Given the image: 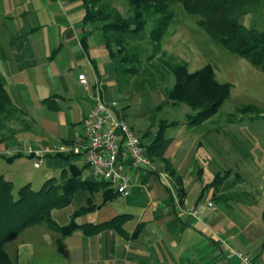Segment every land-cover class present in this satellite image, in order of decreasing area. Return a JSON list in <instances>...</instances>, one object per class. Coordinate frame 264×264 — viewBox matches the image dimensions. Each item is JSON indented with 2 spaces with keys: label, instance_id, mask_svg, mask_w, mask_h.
I'll return each mask as SVG.
<instances>
[{
  "label": "crops",
  "instance_id": "1",
  "mask_svg": "<svg viewBox=\"0 0 264 264\" xmlns=\"http://www.w3.org/2000/svg\"><path fill=\"white\" fill-rule=\"evenodd\" d=\"M82 9L81 0H0V74L3 84L20 95L23 116L31 124L27 144L59 150L41 158L46 171L59 177L67 165H83L81 179L93 180L75 151L83 143L82 119L95 95L102 100L115 87L111 82L100 83L107 74H98L95 60L100 56L104 68L110 61L104 46L97 48L103 45L101 32L84 34L90 26L84 29L81 23ZM82 37L85 48L80 44ZM61 63L65 69H75L67 78L61 76ZM76 73H84L86 89L78 85ZM40 88L49 94L40 96ZM27 89L33 90L32 98ZM14 140L4 142L2 155L11 154L19 145ZM172 144L167 154L169 150L173 168L181 176L183 197L177 195L171 177L163 170L155 166L154 170L136 168L119 160L117 169L130 178L123 193L99 204V190L91 193L81 188L73 191L68 205L55 209L66 210L69 216L90 198L94 209L75 217L76 223L97 224L121 215L119 226L124 235L108 227L91 235L75 229L61 236L44 223L35 224L6 243L7 253L15 264H238L237 257L229 252L236 250L264 264V206L258 216L264 177L235 178L230 196L212 186L190 196L191 181L176 166L172 152L179 144ZM23 157L3 161L11 165ZM256 180L261 185H256ZM210 189V196L205 198L204 192ZM137 227V234L132 236Z\"/></svg>",
  "mask_w": 264,
  "mask_h": 264
},
{
  "label": "rangeland",
  "instance_id": "2",
  "mask_svg": "<svg viewBox=\"0 0 264 264\" xmlns=\"http://www.w3.org/2000/svg\"><path fill=\"white\" fill-rule=\"evenodd\" d=\"M106 3L119 12L126 10L123 0H106ZM168 6L173 17L161 37L160 52L151 56L152 50L148 38L149 23L135 37L126 39L125 50L130 47L139 50L135 74H128L125 77L120 74L117 76L114 74L112 62L104 68L100 56L96 58L98 74H107L104 76L105 81L102 80L100 83L111 82V85L115 87L114 90L107 91L102 100L117 102L119 113L125 117L128 125L145 144L150 141L156 130V123L160 120L178 121V124L166 129L165 137H171L172 143L179 144L177 150L172 152L175 154L176 166L187 181H191L190 185L193 187L189 190L190 196H196L200 187L209 182L214 173L226 174L227 180L218 185V189L223 195L230 196L229 191L236 184L232 182L235 178L244 179L251 176L252 179L256 175V179L260 180L261 176L264 177V74L261 70L252 67L246 58L229 52L206 30L199 27L196 23L198 15L187 13L179 1L172 2ZM246 11L249 13H243L238 18L243 25L258 29L264 27V0H258L252 10L248 6ZM102 47L103 45L97 48ZM112 48L114 49L115 46ZM102 49L106 53L104 48ZM167 60L182 61L186 64L188 72L208 63L212 66L218 82H228L231 85L228 97L215 113L201 124L184 123L186 115L193 111L183 103L174 104L163 98L165 88L171 85L174 78L172 74L165 72L164 62ZM77 61H81V58L77 57ZM78 64L81 63L78 62ZM80 66L83 70L82 64ZM60 68L63 74L61 76L66 78L72 70H75L74 68L65 69L63 63L60 64ZM4 88L12 101H15L13 104L18 105V111L4 122L0 117V152H3L4 142L8 139H15L19 143L10 152H21L29 140L31 124L28 117L23 116L24 109L19 102V93L13 88L9 89L7 85H4ZM27 90L28 96L32 98L33 90ZM37 92L43 97L49 94L42 88ZM247 104L252 105L254 110L242 108ZM144 130L147 131L148 136L141 138L140 135ZM196 140L199 144L195 148ZM172 143L170 142L171 145L169 144L167 149L173 145ZM169 152L168 150V154ZM33 161L35 160L23 157L7 165L2 158L0 159V175L11 179L12 195L15 194L16 188L28 181L33 189H37L41 180L53 176V173H49L44 168L43 159H40L38 167L32 166ZM152 163L156 169L164 171L159 161L153 160ZM254 182L256 185L262 183L258 180ZM262 184L264 185V182ZM211 189L204 192L205 198L210 196ZM260 201L262 203L258 207V216L264 206V186L260 192ZM216 206L219 207L220 204L216 203ZM55 210L53 219L58 224H65L69 218L66 210L61 212Z\"/></svg>",
  "mask_w": 264,
  "mask_h": 264
},
{
  "label": "trees",
  "instance_id": "3",
  "mask_svg": "<svg viewBox=\"0 0 264 264\" xmlns=\"http://www.w3.org/2000/svg\"><path fill=\"white\" fill-rule=\"evenodd\" d=\"M126 10L119 12L110 8L106 0H81L83 5V16L81 23L85 29V35L93 30H99L103 39V48L107 52L109 61L113 64L114 74L125 75L135 74L137 71L139 50L130 47L125 50L127 37L133 38L144 30L147 23L150 24L148 31L149 44L152 55L160 52V40L166 27L173 17L168 5L172 2L181 4L187 13L198 15L197 25L206 30L214 39L219 41L223 47L235 56L246 58L247 62L254 68L261 70L264 74V27L261 29L254 26L246 27L238 18L250 10L258 0H123ZM246 11V12H245ZM84 38L80 39L82 48H85ZM115 48L113 49L112 47ZM166 71L173 75V82L165 88L164 97L166 101L187 105L193 113L186 115L184 123L201 124L215 113L221 103L228 97L230 84L218 82L215 79L213 68L208 63L192 72L186 71V64L180 62H164ZM0 74V117L3 122L10 119L15 111H18L16 104H13L7 91H5L3 78ZM15 103V101H14ZM159 107V105L157 106ZM243 109L253 111L252 105H244ZM125 116V113H123ZM125 119V117H123ZM126 121V120H125ZM156 130L148 143H142L145 147L147 157L150 160L159 161L164 171L171 177L173 189L181 198L184 195L181 176L178 175L167 154V147L172 143L171 137H165L166 129L169 126L178 124L172 120L166 122L160 120L156 123ZM1 126V124H0ZM131 127V126H130ZM132 128V127H131ZM133 130V129H132ZM141 138L148 136L147 131L140 135ZM23 155L17 151L8 155H2L4 161L11 162L14 158ZM32 158L31 155H24ZM82 166L69 164L62 169L59 177L51 176L41 180L37 189L26 182L16 188L12 195V183L0 175V264H15L4 246L10 240L30 225L43 224L52 232H58L61 236L69 234L72 230L80 229L85 235L95 234L96 231L112 228L123 234L119 223L120 216H115L108 221L101 223L78 224L75 217L94 209L90 198L78 208L74 209L65 224H58L53 219L51 211L68 205L73 191L86 189L89 192L100 191L101 202L112 199L117 192L108 188L107 183L102 180H84L80 173ZM226 179V174L214 173L209 183L204 184L200 192L209 187H218ZM264 219V208L261 214ZM134 228L132 236L137 234L138 229Z\"/></svg>",
  "mask_w": 264,
  "mask_h": 264
},
{
  "label": "built area",
  "instance_id": "4",
  "mask_svg": "<svg viewBox=\"0 0 264 264\" xmlns=\"http://www.w3.org/2000/svg\"><path fill=\"white\" fill-rule=\"evenodd\" d=\"M84 73H76L78 85L86 89ZM120 109L114 100L105 102L98 95L94 96L90 108L82 119V140L75 151L81 155L85 166L94 179L102 180L113 187L117 193H123L130 184V178L117 169V162L127 161L131 166L154 170V164L147 157L139 136L134 133L119 113ZM59 151L54 147L28 145L23 149L24 155H31L33 167H38L40 159L46 154ZM238 259V264H259L250 254L230 250Z\"/></svg>",
  "mask_w": 264,
  "mask_h": 264
}]
</instances>
